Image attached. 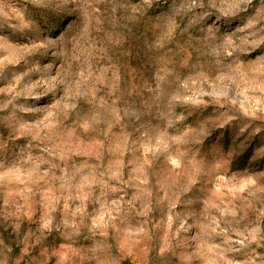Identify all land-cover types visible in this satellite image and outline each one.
Returning a JSON list of instances; mask_svg holds the SVG:
<instances>
[{
  "label": "rangeland",
  "instance_id": "rangeland-1",
  "mask_svg": "<svg viewBox=\"0 0 264 264\" xmlns=\"http://www.w3.org/2000/svg\"><path fill=\"white\" fill-rule=\"evenodd\" d=\"M188 2L68 0L55 8L35 0H0V104L22 88L58 73H64L80 93L65 99L64 86L57 85L38 99L21 96L14 101L27 100L50 113L47 123L53 139L45 143L57 146L58 156L45 154V159L58 167L40 164L31 178L33 162L23 161L29 154L40 155L34 147L39 141L31 135L20 136L7 121L0 124V264H43L46 258L48 264H58L60 256L53 252H63L68 257L65 264H95L88 259L89 250L114 242L111 222L86 198L87 189L81 199L67 200L69 192L60 188L62 181L52 178L63 175L61 168L72 172L74 166L84 164L90 166L84 169L85 177L92 170L97 174L111 170L128 180L146 172L153 189L146 216L136 214L142 210L138 202L135 209L122 214L123 223L115 221L133 231L143 225L147 233L144 239H122L120 249L112 250L117 264H188L183 257L194 250L197 241L192 237L199 228H180L187 211L182 203L174 209L178 218L170 221L168 202L158 203L156 189L157 181L166 178L184 182L181 169L172 171L168 158L188 146L172 138L197 127L193 121L200 116L215 122V126L205 125L204 144L219 137L224 152L231 155L230 168L239 169L237 180L221 175L216 192L226 202L250 201L261 207L264 193L257 191L253 196L250 191L264 187V0H215L216 7L203 0L204 7L184 10ZM192 20L198 22L190 25ZM225 38L236 47L235 51L229 48L230 54L220 51ZM237 64L240 68L234 71ZM214 88L218 96L226 90L231 102L214 103L208 95ZM200 91L205 94L199 96ZM176 94L180 98L169 108ZM57 103L67 105V112L55 109ZM12 111L9 105L0 118ZM46 114L18 116L35 125ZM178 116L184 119L177 121ZM44 172L48 176L39 179ZM210 179L202 177L181 200L193 194L204 199V189L212 187ZM66 202L71 205L67 215ZM81 203L86 213L96 217L95 231L81 228L77 233L66 225ZM196 209L202 211L203 204ZM192 223L188 219L185 227ZM234 227L248 235L257 227L264 231V221L249 211L248 218ZM221 240L217 237L215 243ZM232 240L243 237L233 233ZM233 247L237 251L230 252L228 259L235 264L249 260L264 264V246L234 243Z\"/></svg>",
  "mask_w": 264,
  "mask_h": 264
},
{
  "label": "clouds",
  "instance_id": "clouds-1",
  "mask_svg": "<svg viewBox=\"0 0 264 264\" xmlns=\"http://www.w3.org/2000/svg\"><path fill=\"white\" fill-rule=\"evenodd\" d=\"M36 3L43 5L44 7L59 8L62 4L68 2V0H35ZM211 7H216L215 0H208ZM196 7H204L203 0H189L184 5V10H191ZM55 8L53 10H55ZM203 17H199L202 20ZM197 20L190 21V25L196 24ZM214 36V33H211ZM229 48L233 51L236 50L233 42L230 38H225L224 43L220 46V51L225 54ZM240 65H236V69H239ZM47 85V87H45ZM57 85H63L65 91V99L72 95H79L77 85L71 80L65 77L64 73H58L51 79H41L37 81L36 85L32 87L22 88L20 92L13 95L12 99L8 100L7 103L0 104V112H3L12 105L13 111L9 116L0 118V124H4L6 121L16 128V131L20 136L31 135L33 140L39 141L34 147L39 150L40 155L33 157L31 154L26 158L23 163L33 162V167L28 174V178L32 175L37 174L39 171L40 164L49 163L52 168L58 167L55 163H52L51 159H45V154L49 158H56L58 152L57 146L49 147L45 143V140L51 141L53 136L51 135L52 129L49 128L47 123L49 119V110L35 107L25 100L23 103L15 104L14 101L19 97H33L38 99L40 95H45L47 91ZM45 88L44 92H36L35 88ZM186 87V85H184ZM7 91V90H3ZM205 93L200 91L199 96H203ZM208 95L213 96V102L217 104L230 103V99L227 96V91H221L219 96L217 95L216 89ZM222 96L224 99L221 101L219 98ZM180 98L179 94L173 95L169 100V108H171L175 101ZM198 103H203L199 101ZM61 113L67 112V105L63 103H57L53 106ZM48 113L44 115L43 119H38V123L35 125L28 124L23 118L18 116V113ZM191 114V113H190ZM175 119L182 120L184 117L178 116ZM201 119L203 122L201 123ZM197 127H189L183 131L178 137L172 138L174 142L187 145L188 147L184 151L177 150L176 153L170 154L168 158L169 164L173 165L172 171L176 168H180V175L184 177L183 183H177L175 178H166L163 182L157 181L159 187L156 189L158 196V203L168 202L169 205V220H175L178 215L174 209L178 203L185 205L187 211H185L182 220L180 221V228L184 231H188L189 228H199L197 235L193 236L192 239L197 241L194 250L183 257L188 261V264H235L234 261L228 259V254L233 251H237L233 247L234 243H241L245 246H250L255 243L258 246H264V231L259 227L252 229L248 235H245L244 231H240L238 227L234 225H240L242 221L248 218L249 211L257 215L258 221H264V200H261V207H254L252 202H242L236 204L235 201L228 199L225 201V197L218 194L215 190V185L222 183L219 179L221 175H231L232 180L239 178V169L232 171L230 168L231 155L226 154L221 145L220 138L217 137L215 142L208 145L204 144V139L207 135V129L205 125L212 124L215 126V122L211 121L208 117H197L193 121ZM87 124V121H85ZM82 127L84 125H81ZM172 126V121H169V127ZM49 128V133L41 136L43 129ZM33 147V145H30ZM62 158V157H61ZM88 164H84L80 167H75L72 172H69L67 168H61L60 171L63 175L53 179L62 181L60 188L69 192L67 200H78L81 199V195L85 189H87V199L93 204L98 206V210L108 218L111 222V227L114 229V242L107 244L104 247H98L90 249L92 253L88 259L95 262V264H117V261L113 258L112 250H117L121 247V241L128 239H144L147 235L144 226L136 230L122 229L115 221L122 220V214L127 211L135 209L138 202L141 203V211L137 212V215L146 216L151 210L150 206L152 203L153 189L149 187V180L146 172H142L141 176L131 175L128 180H124L122 175H114L111 170H105L98 174L95 170H92L87 177L84 175V169L89 168ZM99 167V166H98ZM141 167H146L141 162ZM51 171V168L49 169ZM135 172L136 169H133ZM48 176V172H44L39 175V179L43 180ZM78 177L80 179H78ZM107 177V179H105ZM202 177H211L208 181L212 187L204 189L206 197L201 199L198 194H193L192 197H187L185 200H181L182 196H186L187 193L191 192L193 187L198 183ZM115 181V183H113ZM231 183V181H229ZM251 187V186H250ZM129 189H133L129 199L125 200L124 197L129 195ZM264 193V187L259 189H253L250 191V195H255V192ZM75 192V195H72ZM163 193L160 195V193ZM119 195V198H116ZM59 199V198H58ZM203 204L202 211L197 212L196 206ZM71 205L65 203V214H68V209ZM79 214L80 219H75V216ZM115 214V215H113ZM73 216L71 224L65 221L66 225L71 227L74 231L79 233L81 228H86L89 231H95L97 228L96 217L86 213L85 206L83 203L76 208V211L71 213ZM192 219L191 225L187 224L188 219ZM147 221H145V224ZM47 227V225H46ZM245 231H248L245 228ZM235 233L237 236H242L243 240H232V234ZM217 237L222 238L221 243H215ZM78 254V253H77ZM52 255L60 256L58 264H65L68 259L63 252H53ZM43 264H48V259H44ZM245 264H255L254 261L249 260Z\"/></svg>",
  "mask_w": 264,
  "mask_h": 264
}]
</instances>
